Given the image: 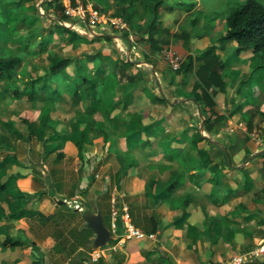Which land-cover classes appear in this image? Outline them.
Segmentation results:
<instances>
[{"label": "rangeland", "instance_id": "374dc122", "mask_svg": "<svg viewBox=\"0 0 264 264\" xmlns=\"http://www.w3.org/2000/svg\"><path fill=\"white\" fill-rule=\"evenodd\" d=\"M193 1L194 5L188 6ZM225 1L164 0L159 24L164 35L160 39L158 51L146 41L139 42L134 35L132 40L125 39L126 30L113 22L119 18V4L112 0H109L108 7H104L103 3L98 5L103 8L97 10L100 20L94 23L92 29L95 34L91 36L101 34V38L75 45L68 41L67 33L61 31L60 26L78 33L87 32L81 20L83 16L88 17L86 9L92 8L90 0H87L86 8L83 5V9L80 7L82 0H75L71 7L78 6L79 13L74 15L65 12L70 0H30L27 3L34 5L36 11L31 8L18 11V14L37 17L30 24L18 25V33L10 35L6 41L0 39L3 50L21 56L12 80L9 83L0 81V181L17 171L27 173V178L31 179L21 188L16 187V181L7 191L0 193V240L3 235H9L27 244L10 250L15 251L19 264H34L35 261L41 264H86L79 260L80 256L90 261L95 260L94 256H102L104 261L111 262L114 251L118 257H122V252L115 247L117 236L114 234H111L112 240L99 248L93 247L94 233L86 241V246L75 240L74 235L85 221L80 210L72 209L77 206L81 208L83 202L87 203L89 212L100 211L106 218V225L110 224V227L120 210L123 213L126 210L131 220L130 214L142 216L153 209L160 219L162 231L172 230L180 224L192 232L199 231V238L207 242V247L199 250L197 245H193L188 247L190 252L183 255L193 264H219L214 263L209 254L212 250L208 246L211 239H225L230 245L218 249L227 248L223 251L225 261L233 253L247 251L256 246L260 238H264V194H257L264 179V153L252 156L249 162H244L246 155L241 156L246 144L257 149L264 148V94L260 89L255 94L257 99L251 109L252 126L251 129L246 128L247 135L242 133L232 144L228 142L230 136H225L233 166L225 168L219 176V195H225L222 203L212 202L211 184L205 183L197 188L189 181L176 188L169 201L158 200L155 205L152 200V195H158L161 186L181 170L179 163L162 154L166 139L171 136L177 138L182 129H187L189 135L199 131L202 119V116L192 114L195 105L188 104L189 108L178 105L171 109L165 102V99L176 96V87L180 91L184 85L179 80L178 72L162 61L161 49L171 46L185 59L194 47L193 44L190 46L192 38L188 49L183 46L181 33L190 29L203 31L197 17L198 9L202 14L211 10L226 11ZM49 31L53 37L49 48L72 59L83 58L82 53L93 52L98 48L112 58H126L130 51L129 59L134 62L127 67V71L135 79L117 86L116 99L119 102L110 115L100 111L93 115L85 114V103L69 94L65 81L59 76L49 77L51 88L60 90L61 98L58 101L49 100L43 90H38L33 99L26 95L16 96L12 92L13 87L27 91L32 79L41 84L47 78V53L28 55L27 51ZM89 34L81 35L91 39ZM127 41L131 46L127 45ZM208 47L217 52V46ZM151 63L159 66L156 74ZM197 63L194 61V67ZM76 70L72 65L66 68L72 77ZM159 77L165 78L166 82L159 83ZM238 83L228 80L230 88L237 91L236 95L241 92V89H235ZM160 98L164 99L163 102L158 101ZM46 105L50 107V113L48 126L43 128L40 125V112ZM235 106L231 105L232 108ZM237 106H241L240 112L244 108L241 104ZM130 117L133 120L143 117V122L147 124L156 118L161 121L164 131H160L161 136L152 139L153 151L150 154L148 148H127L124 133L129 129L127 121ZM81 135L83 156L78 158L74 143ZM198 146L209 148L214 158L222 159L207 141L199 142ZM60 151L63 156L57 159ZM191 154L194 151L185 153V156ZM128 161L131 166L118 182L117 171ZM239 164L244 171L235 167ZM243 172L254 177L253 187L249 191L242 186ZM18 191L35 193V198L26 205L25 217L11 219L5 214L13 207ZM73 191L74 195L69 196ZM51 193L54 195L51 196ZM57 199L66 200L70 210L59 209ZM182 199L189 201L186 207L188 214L178 222L176 218L183 211L180 203ZM120 202L121 208H118ZM207 208L212 210L208 211L209 216L203 213ZM155 242L156 238L150 240L151 247H154ZM32 243L38 250L31 246ZM0 250L7 249L0 245ZM159 251L162 261L171 260V256L167 259L170 255L167 250L160 248Z\"/></svg>", "mask_w": 264, "mask_h": 264}, {"label": "trees", "instance_id": "16d2710c", "mask_svg": "<svg viewBox=\"0 0 264 264\" xmlns=\"http://www.w3.org/2000/svg\"><path fill=\"white\" fill-rule=\"evenodd\" d=\"M30 0H0V39L6 41L10 35L18 33V25L30 24L36 20V16H30L26 13L18 14L21 9H34V5L25 6L24 2ZM92 8L95 10L102 9L99 3H103L104 7H108L109 0H90ZM119 4L118 17L127 25L128 31L125 32L127 38L129 34L134 35L139 42L146 41L154 50H160V39L163 37L164 30L160 28L161 12L160 8L164 0H112ZM75 0H70L71 6L74 5ZM86 8L87 0H82ZM226 11L211 10L208 15H203L200 10L197 11L198 19L204 17L203 31H183L181 33L182 44L188 49L189 41L192 37H200L203 35L207 24L215 21L217 18L225 17L224 32L216 39L219 42L234 41L235 46L233 53L239 55L242 51H251L252 57L249 61V72L241 77L239 81V88L246 84L256 86L260 85L264 93V0H226ZM194 2L188 3V6H193ZM18 26V27H17ZM61 31L67 33L68 41L72 44L81 42H91L92 40L101 38V36H92L88 39L86 36L79 34L76 31L70 30L68 27L60 26ZM108 39V38H107ZM52 32L49 31L46 35L39 37L37 43L31 45L27 51L28 55H36L41 52L47 53V78L41 83L37 84L35 79L31 80V84L27 87V91H19L13 87L12 92L16 96L26 95L27 98L33 99L38 90H43L47 93V97L51 101H58L61 98L60 90L58 88H51L49 77L59 76L61 80L65 81L66 90L76 100L85 103L84 113L93 115L95 112H102L105 115H110L112 111L117 108L118 100L116 99V90L119 84L133 82L135 77L132 73L127 71V67L132 65V62L126 61L124 58H112L109 54H104L101 48L93 52L82 53V57L71 58L63 56L60 53L49 48L52 43ZM21 61V56L13 52H7L0 46V81L9 83L16 74V69ZM194 61H199L198 65L194 67ZM226 61L222 59L219 54L212 47H207L198 52L195 56L190 53L187 54L180 68L176 70L185 79L190 73L195 74V81L192 89L188 92L187 97L193 99L204 107H208L210 114H207L202 108V114L205 116L204 129L211 132L218 124L222 123L225 115H215L213 117V107L215 101L213 96L217 91L224 92L226 90L225 81V66ZM76 67V73L72 77L66 71L68 66ZM238 88V90H239ZM24 90V89H23ZM253 89L248 87L244 92L247 97L253 94ZM160 98L158 101L163 102ZM242 107L248 105L246 112L241 113L245 119L247 129H251L252 115L251 109L253 104L247 101L241 104ZM252 106V107H251ZM241 106H235L230 115L239 111ZM50 107L44 106L40 112V125L46 128L49 120ZM129 127L128 131L124 133L125 144L128 149L137 147L142 150L149 149L150 154L152 149V142L154 139L161 136L160 131H164V127L159 119L147 124L143 122V117L127 121ZM54 132V131H53ZM187 129H182L178 133V137L171 136L166 139L163 156L170 158L172 161L179 163L181 170L166 183L161 186L158 195H152L153 203L158 200L169 201L172 193L176 188L184 182L189 181L193 186L201 188L203 184H211V192L213 193L212 202L221 204L225 195H219V176L220 173L227 167L232 166V158L230 154L222 147L208 140L202 136L199 131H194L191 135ZM153 139V140H152ZM207 141L209 146L215 149L216 154L221 155L222 159L214 158L209 148L199 147L198 143ZM78 158L83 156V141L82 135L75 141ZM194 151V154L185 156V153ZM63 156V152L57 153L56 158ZM131 166V162H127L122 168L117 171V181L127 173ZM244 171V168H240ZM24 174L17 171L8 175L4 180L0 181V193L7 191L12 187L16 180L23 177ZM242 186L246 191L251 189V180L247 172H243ZM104 192V191H103ZM264 194V186L260 189L258 195ZM221 194V193H220ZM54 193H51L53 196ZM74 195V191L69 196ZM35 193L18 191L15 197L13 207L5 214L11 219H21L26 216V205L33 201ZM181 207L183 209L181 215L177 217V221L183 220L186 216V207L189 204L188 199L181 200ZM88 208L86 202H83ZM180 205V204H179ZM59 209H69L66 203L58 204ZM118 208H121V202L118 203ZM176 206V205H175ZM155 207V206H153ZM73 211L75 209H72ZM89 212V210L87 209ZM101 213V212H100ZM122 211L117 215L115 232H112L110 224L106 225L105 216L103 214V222L105 226L111 231V234L121 235L123 233V221L120 218ZM132 223L140 228L145 233H158L160 228V219L156 212L152 209L149 213L142 216H134L130 214ZM175 219V220H176ZM1 228V225H0ZM1 234V230H0ZM93 235V231L84 224L74 235L79 244L86 246V241ZM199 237V234L193 236V242ZM2 247H16L27 245L25 241L20 238H13L9 235H3L0 240ZM35 250L38 247L32 243ZM92 247L90 243L89 248ZM114 262L104 261L103 257H98L95 261L86 260L83 256L79 260L85 261L87 264H121L122 257L117 256V252L111 255ZM34 264H41L35 261ZM247 264H264L261 261H254Z\"/></svg>", "mask_w": 264, "mask_h": 264}, {"label": "crops", "instance_id": "0c3cea01", "mask_svg": "<svg viewBox=\"0 0 264 264\" xmlns=\"http://www.w3.org/2000/svg\"><path fill=\"white\" fill-rule=\"evenodd\" d=\"M27 2H29V1L24 2L25 6L29 5ZM193 2H195V1H193ZM203 3H204V1H203ZM70 6H71V4H68L66 7H70ZM210 12L203 13V15L204 16L208 15ZM198 20L201 21L202 25L205 22L204 17H202ZM81 22L83 23L87 32L90 33L89 36L92 37L91 36L92 32H93V34H95L93 29H92L93 27L91 28L92 29V32H91L88 29V27L86 26V24L84 23V21L81 20ZM224 24H225V17L224 16L217 18L215 21L207 24V27H206L202 36L192 37V40L190 41V46L192 47V44H193L194 49H192L188 53L195 56L196 54H198L199 51L207 48L208 46L215 45V46H217V53L220 54V57L227 62L226 66H225V74H226L225 80L227 81L226 82L227 83L226 84V90L224 92L217 91L215 93V95L213 96V99L215 101V105L212 109L213 117L216 114L217 115H225L226 119L224 120V122L218 124L211 132L206 131L204 129V126H203V130H205V132H207V133H204V131H200V129H199V132L202 136L208 138L209 141L215 143L216 145L222 147L225 151H227L229 144L226 143L225 136H228V137L230 136L231 139H229L228 142H230V144H232L234 142V140L238 139L239 135H241L242 133L243 134L245 133L247 135L246 122L243 121L244 119L242 120L243 117L241 116V113H243L244 110H247L248 105L244 106V108L242 109L241 112L237 111L234 114L230 115V112L234 108V107L232 108L231 105L243 104L246 102V100L250 101L251 104H255L256 99H257V95H255V94H257V90L260 89L262 94H264V93L261 90L260 85L252 86V85L246 84L242 88H239V83H238V85L235 89L238 90V88H239V89H241L240 90L241 92H240V94L238 93L236 95L235 92L237 93V91L234 92L232 90V88H230V85H228V80L233 81V83L235 81H240L241 77L244 76L247 72H249V70H250L249 61L252 57V53H251V51L247 50V51L240 52L239 55H235L233 53V48L235 46L234 41L219 42L216 40L224 32V29H225ZM87 32L82 31V33H79V34H86ZM96 36H101V34H97ZM87 38H89V37H87ZM131 38H132V35L128 36L125 39L126 40L127 39L132 40ZM119 39L121 40V38H119ZM127 45L131 46V44L128 43V41H127ZM129 55H130V51H128L127 57L124 58L126 61L129 58ZM129 62H132V64H133L134 61L130 60ZM198 63H199V61H198ZM151 66H152V70H153L154 74H156L157 73L156 69L159 68V66L157 64H154V63H151ZM179 76H180L179 77L180 82L183 83V85H184L182 87V90L178 91L177 87H176V91H177L176 96L173 98H170L169 100L165 99L166 100L165 102L167 103V105L171 109L174 108L175 106H178V105L183 106V107H188V108H189L188 104L195 105V111L192 114L199 116L198 106L196 104L197 102H195L193 99H190L187 97V94L192 89V85L196 79L195 74L190 73L188 75V77L185 79V81L182 77V74H179ZM158 81L161 84H162V82H166L165 78H160V77L158 78ZM248 87L252 88L254 92H253V94H250L246 97L244 92L246 91V89H248ZM198 105H199L200 109L203 108L207 114H210V110L208 107H204V106L200 105L199 103H198ZM258 109H261V107H258ZM243 148L244 149H242L241 156L244 157L246 155L244 158V161L249 156H251V158H252V156H255L256 154H263L264 153V148L257 149V148L249 146L248 144H246ZM247 162H249V161H247ZM241 164L235 165V167L239 168V170H240ZM232 166H233V164H232ZM21 173H23V172H21ZM23 174H24L23 177H20L16 180L17 181L16 187H18V188H21L22 186L26 185L27 182L31 181V179L27 178V176H26L27 173H23ZM250 180H251V188H252L253 187L252 185L254 182V177L252 174H250ZM261 182H262V185H261L260 189L264 186V179L261 180ZM74 197H76V195ZM208 211L212 212V210L211 209L209 210L208 208L206 209V211H203L205 216H209ZM187 213H188V211H187ZM181 221H178V222H181ZM206 226L207 225H205V227ZM175 227L176 228L172 229L173 231L172 230L162 231V229H161L156 235L157 242L153 243L154 247H151L152 246L150 243L151 239H148L146 241V240L122 238L121 240H119L117 237V243H116L115 247H118L119 250L122 252L121 263L122 264H193L191 262V260H187V259L183 258V255L185 253L187 254L188 252H190L188 247L193 246V245H195V246L197 245L199 250L201 247L203 249H205V247H207V245H206L207 242L204 241V239H200L199 237L195 240V242H193V239H192L193 236L196 234H199V231L192 232L186 228L184 229L182 224H180L179 226L177 225ZM191 228H192V226H191ZM261 239L263 240L264 238H260L259 242L261 241ZM128 240H133V241H128ZM210 241H211V244L210 245L208 244V246H210V248H212V250L209 251V254H211L210 256L212 258V261H214V263L223 262L224 261L223 260L224 252L223 251L226 250L227 248L224 247L221 250H218V249H220L222 246H226V245L230 246V245L227 244V241L225 239L223 241H219L215 238V239H211ZM13 248H15V247H11V248L6 247L7 250H0V264H6V262H8L10 264H19V262L17 261V258L14 255L15 251L14 250L10 251ZM160 248H163L169 252L170 255L167 256V259H169V256H171V260L169 262L167 260L162 261L161 253L159 251ZM183 251H185V252L183 253ZM181 253H183V254H181ZM236 253H238V252H236ZM236 253H233V254H236ZM226 254H228V253H226ZM123 257H124V259H123ZM228 258H230V256H228L227 259ZM94 259L96 260L97 258H94ZM110 261L112 262L113 258H111Z\"/></svg>", "mask_w": 264, "mask_h": 264}, {"label": "built area", "instance_id": "2783aa9c", "mask_svg": "<svg viewBox=\"0 0 264 264\" xmlns=\"http://www.w3.org/2000/svg\"><path fill=\"white\" fill-rule=\"evenodd\" d=\"M86 10H87L86 16H88L86 20L87 23L92 28L94 27V23H97L100 20V14L97 10L91 7H87ZM65 12L66 14L74 15L76 13H79V7L78 6L76 8H72L71 6L67 7ZM113 22L117 23L120 28L128 31L127 25L120 18H117ZM129 36H131V34H129ZM161 58L162 61L173 71L178 70L180 68L181 63L184 61L182 55L178 53L171 46H164L161 49ZM120 218L123 221V233L121 235H117L114 233V235H116L119 240H121L122 238L137 239V240H148V239L156 238V233H145L140 228L136 227L129 219L126 210L124 211V213L123 212L121 213ZM115 222L116 221H112L111 224L112 232H115V228H116ZM94 258L97 257L94 256ZM254 261L264 262V239L261 240L256 246L242 253L241 252L236 253L219 264H247Z\"/></svg>", "mask_w": 264, "mask_h": 264}, {"label": "water", "instance_id": "95a60500", "mask_svg": "<svg viewBox=\"0 0 264 264\" xmlns=\"http://www.w3.org/2000/svg\"><path fill=\"white\" fill-rule=\"evenodd\" d=\"M80 7H81V9H83V3H81ZM82 19H83L84 23L86 24V26L88 27V29L92 32V29H91L90 25L87 23L85 16H83ZM127 61H130V59L128 58ZM196 104L198 106V114H199V116H202V119L200 122V130L202 131L203 126H204L205 117L203 116L198 103H196ZM250 158H251V156H249L244 162L249 161ZM76 192H78V191H76ZM57 203L58 204L66 203V200L57 199ZM75 210H80L82 212V214H83L82 216H83V219L85 221L86 226L88 228H90L93 231V233L95 234V236L93 238V247H98V248L102 247L106 243H108L110 240H112L111 231L105 226V224L103 222V217H102L100 211H97L96 213L88 212L87 206L85 204H82L81 208L78 206L75 207Z\"/></svg>", "mask_w": 264, "mask_h": 264}]
</instances>
